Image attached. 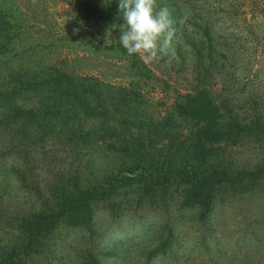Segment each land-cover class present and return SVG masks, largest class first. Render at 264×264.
Listing matches in <instances>:
<instances>
[{
  "label": "rangeland",
  "instance_id": "rangeland-1",
  "mask_svg": "<svg viewBox=\"0 0 264 264\" xmlns=\"http://www.w3.org/2000/svg\"><path fill=\"white\" fill-rule=\"evenodd\" d=\"M164 7L177 30L174 51L155 60L136 54L151 72L143 78L121 52L118 0H0V20L9 24L0 30V91L14 80L35 86L65 73L90 92L102 115L75 110L64 91L54 98L35 91L12 102L61 110L45 122L46 137L33 139L34 127L23 134L0 123V235L14 241L18 216L46 210L71 181L93 186L134 160L144 166L174 160L198 174H261L219 186L204 220L197 208L182 207L179 182L149 198L137 182L122 180L108 202L94 205L95 233L65 220L42 264H89L91 256L100 264H264V134L215 144L202 161L193 155L196 128L177 112L185 94L206 88L240 122L264 118V0H156L157 10ZM7 197L24 210L9 208ZM106 223L131 233L129 242L115 251L102 248L99 229Z\"/></svg>",
  "mask_w": 264,
  "mask_h": 264
},
{
  "label": "trees",
  "instance_id": "trees-1",
  "mask_svg": "<svg viewBox=\"0 0 264 264\" xmlns=\"http://www.w3.org/2000/svg\"><path fill=\"white\" fill-rule=\"evenodd\" d=\"M8 27L9 24L4 19L0 20V30H5ZM204 37L211 43L210 32L207 28ZM121 52L128 54L123 50ZM208 54L211 55L210 51ZM135 56L136 54L130 56L131 65L138 75L146 78L151 72L141 61L136 60ZM13 82H16L13 87L0 91V123L9 128L17 127L23 134H27V131L34 127L33 130L36 134L29 133L33 139L40 133L42 137L48 135V126L45 122H54L58 119L61 108L56 106L55 110L54 105L49 106V104L42 108L28 107L24 103L12 104L14 100L24 98V95L27 97L32 92H48L47 95L54 98L57 93L64 91L74 99L75 110L94 119L102 116L99 109L93 106L92 97L88 95L90 92L71 75L59 73L46 78L42 81L43 83L35 86H33V80L25 82L24 80H14ZM38 87H40L38 90H33ZM177 112L196 128L193 155L202 161L212 154L211 147L215 144L235 139L244 134H264V118L256 116L251 122H240L233 109L228 105L221 107L216 104L206 88H200L192 94H185L183 101L177 105ZM26 139L28 140L27 137ZM112 149L127 156L131 155L126 148L113 145ZM123 172L129 173L133 177L122 176L119 180L118 176ZM260 174L261 171L256 173L241 172L232 175L218 170L207 172V174H198L189 166L178 164L174 160H169L162 166L153 164L144 166L134 160L129 167L117 174L104 177L102 181L93 186L81 188L73 180L68 191L64 187L60 188L61 195L48 205L46 210L35 211L28 217L18 216L19 219L15 220L17 237L14 241L7 239L10 234L0 235V264H42L41 255H45L46 259L47 253H52L50 242L57 235L60 224L65 220H68V223L74 228L83 227L90 234H94L96 230L95 227L93 229L94 205L98 202H108L111 194L121 186L119 183L122 180L128 186L137 182L136 185H140L144 195L149 198L156 189H162L169 183L179 182L180 185L185 186L182 207L197 208L199 220H204L211 210L212 200L219 186L224 183L236 184L245 177H258ZM3 193L1 190L0 199H2ZM7 200L11 201L8 197ZM11 205L16 207L15 209L18 208L17 210H24L18 206L21 205L20 202L11 201L8 207L10 208ZM42 242H48L49 245L45 250L40 251L39 246ZM163 245L157 248L156 252L164 250ZM89 264H100V262L99 259L91 256Z\"/></svg>",
  "mask_w": 264,
  "mask_h": 264
},
{
  "label": "clouds",
  "instance_id": "clouds-1",
  "mask_svg": "<svg viewBox=\"0 0 264 264\" xmlns=\"http://www.w3.org/2000/svg\"><path fill=\"white\" fill-rule=\"evenodd\" d=\"M119 42L128 55L137 54L148 60L174 51L176 28L167 7L156 8V0H118ZM187 19L185 15L180 23ZM101 246L110 251L120 249L131 239V233L110 223L102 225Z\"/></svg>",
  "mask_w": 264,
  "mask_h": 264
}]
</instances>
